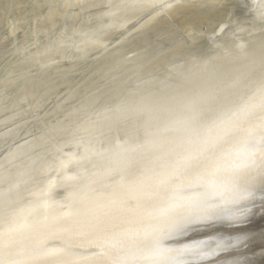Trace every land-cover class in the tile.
Here are the masks:
<instances>
[{"label":"bare ground","instance_id":"6f19581e","mask_svg":"<svg viewBox=\"0 0 264 264\" xmlns=\"http://www.w3.org/2000/svg\"><path fill=\"white\" fill-rule=\"evenodd\" d=\"M0 264H264V0H0Z\"/></svg>","mask_w":264,"mask_h":264},{"label":"snow or ice","instance_id":"6c2138e0","mask_svg":"<svg viewBox=\"0 0 264 264\" xmlns=\"http://www.w3.org/2000/svg\"><path fill=\"white\" fill-rule=\"evenodd\" d=\"M247 209L241 210V215H245L247 213ZM212 217H208L207 219H211ZM218 219V217H217ZM199 225V227H198ZM204 224L199 219H191L185 217L180 221H176L171 226L172 229L180 235H188L190 232H199L204 228ZM162 237L157 241V251L161 255L167 251H173V249H165L162 247ZM239 241H233L231 238H221L217 236H210L207 239H197L194 240L191 244L185 245L183 248L178 249V253L180 255H184L185 253L192 255L197 259H208L210 257H215L217 252H224L228 249L234 247L235 243Z\"/></svg>","mask_w":264,"mask_h":264}]
</instances>
